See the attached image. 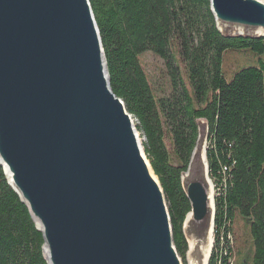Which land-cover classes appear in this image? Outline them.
<instances>
[{"label":"water","instance_id":"obj_1","mask_svg":"<svg viewBox=\"0 0 264 264\" xmlns=\"http://www.w3.org/2000/svg\"><path fill=\"white\" fill-rule=\"evenodd\" d=\"M209 1L223 36L264 38V0ZM209 133L200 119L181 176L182 256L145 137L112 89L91 0H0V165L48 264H209Z\"/></svg>","mask_w":264,"mask_h":264},{"label":"trees","instance_id":"obj_2","mask_svg":"<svg viewBox=\"0 0 264 264\" xmlns=\"http://www.w3.org/2000/svg\"><path fill=\"white\" fill-rule=\"evenodd\" d=\"M91 3L112 89L145 137L178 251L185 256L191 209L181 176L205 119L216 186L209 264H264V38L223 36L209 0ZM150 56L161 60L151 71ZM43 243L0 165V264H48Z\"/></svg>","mask_w":264,"mask_h":264},{"label":"rangeland","instance_id":"obj_3","mask_svg":"<svg viewBox=\"0 0 264 264\" xmlns=\"http://www.w3.org/2000/svg\"><path fill=\"white\" fill-rule=\"evenodd\" d=\"M161 64V60H158V59H155L153 56H150L148 59H147V65H148V68H149V70L151 71V69L154 67H156V66H158V65H160ZM228 79H229V77H227ZM141 133V132H140ZM141 137L142 138H144V136L141 134ZM141 138V139H142ZM207 144H206V147H208V144H209V139L207 138V142H206ZM213 183H214V181H213ZM214 188H215V199H216V186H215V183H214ZM215 240V239H214ZM185 264H187L186 263V261H185Z\"/></svg>","mask_w":264,"mask_h":264},{"label":"bare ground","instance_id":"obj_4","mask_svg":"<svg viewBox=\"0 0 264 264\" xmlns=\"http://www.w3.org/2000/svg\"><path fill=\"white\" fill-rule=\"evenodd\" d=\"M260 34V33H259ZM190 264H195V262L194 263H190Z\"/></svg>","mask_w":264,"mask_h":264}]
</instances>
